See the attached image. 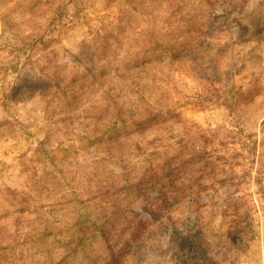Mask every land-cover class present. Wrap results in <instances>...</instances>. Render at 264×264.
<instances>
[{
	"label": "rangeland",
	"instance_id": "obj_1",
	"mask_svg": "<svg viewBox=\"0 0 264 264\" xmlns=\"http://www.w3.org/2000/svg\"><path fill=\"white\" fill-rule=\"evenodd\" d=\"M171 43L186 56L148 61ZM105 91L160 114L133 161L161 177L177 157L183 201L122 203L116 148L84 140ZM109 206L119 232L145 221L113 235L124 264H264V0H0V264H102Z\"/></svg>",
	"mask_w": 264,
	"mask_h": 264
},
{
	"label": "trees",
	"instance_id": "obj_2",
	"mask_svg": "<svg viewBox=\"0 0 264 264\" xmlns=\"http://www.w3.org/2000/svg\"><path fill=\"white\" fill-rule=\"evenodd\" d=\"M159 49L164 50V52H161L162 54L169 53L170 56L175 58L186 56L187 54V47L183 45L177 46L175 44L172 45V43L165 45L156 44L153 49H148L147 51L149 55L148 61L155 58ZM87 81L88 77H78V79H74L71 82L73 85L80 84L82 92H86V90L88 91L89 89L83 86V82ZM75 91L76 90H74L73 93H75ZM76 99V97H72V99L69 100L70 104L73 105L72 102L76 101ZM48 102L49 100L47 101V106ZM90 103L91 107H95L92 102ZM100 105L101 111L92 118L93 130L91 131L92 133H90L91 138L85 137L89 140L84 139L85 145L95 147L97 153L103 152L102 148H105L106 143L109 144V148L112 149V146L116 148L117 156L121 163L120 169L124 175V187H122V191H128L126 193L130 194V197L124 194V198L121 199L122 203L129 207L132 202H137L143 196H147L148 190H152L157 196L150 204L145 206L142 205L143 207L141 206L142 211L144 213H149L151 216L152 214H160L161 208H167L171 204L168 199V194H171L174 202L179 203L183 201L185 197H180V193L177 190L178 168L173 166L177 157H172L165 161L163 165L165 173L161 177L155 172L156 169L150 166L144 168V172L138 170V162L133 161L134 158H143L146 155V153L139 155L142 147L139 139L135 136L141 135L143 131L158 128L161 124L160 114L149 112L132 113V110L128 107H124V104L121 105L119 101H114L109 91H105L104 99L100 102ZM124 110H127V113H124ZM107 117H111L114 120V125H112L111 129H108L107 126H102ZM132 128L135 129V131H132ZM111 131L112 133H110ZM109 133L110 135H108ZM129 136L131 139H129ZM123 137L128 139H123ZM107 150L109 151V149ZM149 157H152V155ZM132 162L134 165H131ZM131 172L135 174L133 179L127 177ZM110 189L111 188L108 187L106 190V197L109 196ZM107 200H105V203L108 202ZM109 207L110 213L102 215V217L100 216V218L95 221L96 223L93 225L92 232L100 235L102 245L105 247L107 258L102 264H124L126 251H121V248L125 249L127 246L125 245L123 247L121 239H115L113 235H125V233L128 235H139L145 228V221L139 218L141 215L138 214L134 221H125L126 225L124 229L119 232L118 226L113 225V217L117 214L116 210L120 211L121 215H123V213L119 210V207ZM112 209H114V211H112ZM132 223H134V225H132ZM83 243V239L78 240V245H83Z\"/></svg>",
	"mask_w": 264,
	"mask_h": 264
}]
</instances>
